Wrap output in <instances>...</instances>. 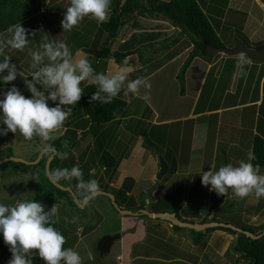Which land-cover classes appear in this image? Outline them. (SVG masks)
<instances>
[{"label": "crops", "instance_id": "obj_1", "mask_svg": "<svg viewBox=\"0 0 264 264\" xmlns=\"http://www.w3.org/2000/svg\"><path fill=\"white\" fill-rule=\"evenodd\" d=\"M48 1L34 0L36 11L25 20L12 25L0 34V37H2L0 42L6 41L12 35L9 29L14 28L17 24H20L32 34L24 50L4 49L5 54L11 55V62L15 63L18 70L25 75L32 70L29 49L38 47L45 32L49 35L50 40H64L71 48L73 46L76 47L74 53H89V51L87 52L88 47L85 51L82 50L83 43L74 45L68 40L67 35L72 33L73 30L75 32V27L71 32L62 30L61 20L70 0H57L51 4ZM196 1L200 4L205 14L207 9H211L209 8L210 4H214L224 10L220 12L222 16H217L216 21H213L214 24L212 21L210 22H212L217 35L227 42V47H232L237 42H243L247 46L254 48L264 46V43H261V41H264V0ZM41 3H44V5H41ZM240 10L245 12V21L247 23L238 25L239 29H232L236 25L237 20L236 18L233 20L231 16L227 18V16L234 14L236 15L235 17H239L237 11ZM137 16L141 20L143 30L140 34L130 32L127 37L128 43L124 46L130 48L138 47L151 41H158L169 36L170 34H167L169 30L173 29L172 31H175L176 28L179 29V27L173 26L168 18L166 19L163 15L145 17L136 14L134 17L129 18V22H134L135 19L133 18ZM159 21L164 22V24H157ZM123 26L124 24L120 26L114 37L108 36L106 32L101 33L96 39V44H102L101 37H103L104 43L110 46L112 51L113 49L126 51L125 48L127 47H123L120 50V46L126 40L121 38L124 30H126ZM83 30L84 26L80 25L76 31L83 32ZM233 31H236L237 38H240L239 40H234V42H232V35L230 36ZM85 33L88 36L87 31ZM91 39H94V36H91ZM118 40H120L119 43L117 42ZM239 55H226L222 52H217L207 61V69L203 74L200 88L188 115H168L167 113H173L176 108L174 107L173 111L170 112L172 107H167L168 103L166 102H160L159 109H157L151 101L153 95L150 96L148 102L141 98H132L129 102L123 92H121L118 96L126 100L127 111L126 115L120 119V129L125 130V133H128L129 136L125 141V146L122 145L123 151L116 157L118 160L114 171L117 172V176L114 181H109V184L120 187L125 177H132L131 188L126 191V194L127 196L138 194L137 200L142 194V187L147 185H150V187L145 188L144 191L158 190V199L169 193L163 189L165 181H162V179H165L164 175L160 179H156L160 163H156L154 159L153 168H150L148 174L146 173V166L143 165L141 159L143 156H139L144 150V140L137 129L131 132L127 127L130 126L127 124L131 122V119L135 118L137 120L136 127H138V124L142 125L143 122L145 127L142 130L148 131V134L150 132L153 140L161 139L160 141H164L165 144L170 140L173 141L171 145L164 147L166 150H170L166 153V156L170 159L169 162L166 160L168 170L170 165L172 167V162L175 159L179 157L184 159L181 168L174 169L172 167V173L169 174L171 177L175 175L174 177L176 178L172 189L180 191L175 199L180 208L191 200L192 211H194L195 205L203 200L205 205L202 206H206V211L207 209L209 211V207L215 203L212 210L220 214V209L226 205L233 212L239 210L241 223L252 226L264 224V198H256L254 195H250L243 199L236 198L237 203L233 202L234 198L232 200V197H234V194L231 190L225 195H217L215 191L209 190L207 186L201 184L200 175L198 174L201 167L202 170L206 171L213 163L218 169L223 164H236L239 160L246 159L247 153L252 152L255 135H260L264 138V60H262L264 55L258 59H252L244 54L248 58L249 63L244 65L243 71L238 67ZM88 57L93 62V67L97 72H110L121 64L113 58H108L104 63H101L102 59L91 58V53ZM129 64L133 67L137 64L134 67L135 71H133V74L138 73V70L144 66L137 58ZM129 78L131 79V77ZM16 79L21 80V87L24 93H27L28 90L25 87L24 80L31 79L30 74L27 77H21L18 74ZM88 84L85 81L82 83V87L84 88ZM2 85L8 86L5 83ZM168 85L169 83L162 86L159 84V87L168 90ZM179 86H181L180 82ZM21 87L17 88L21 90ZM152 89L153 87L151 86L150 90H148L149 94H152ZM162 93L163 95L166 94L163 91ZM169 93L170 91H168V95ZM139 100H141L140 105H133L135 101L138 102ZM131 107L132 111H130ZM183 109L185 107H178V111ZM160 116L164 119L159 120ZM88 122V115H84L74 120L70 127L76 131H82V129L84 130L87 127ZM130 135L135 140L132 144L129 142V139L132 138ZM150 155L155 158L159 157L156 156L155 151L153 153V150ZM260 168L261 172L264 173V165H260ZM142 170L143 172L141 173ZM140 182H144L143 185L139 184ZM145 200L148 203V200ZM125 205L126 203H121L119 206L124 207ZM212 213L210 212V215L207 216L210 218L213 215L217 219L220 217V215ZM223 213L229 215L228 209L223 211ZM205 214L206 212L202 215L199 209L200 217L199 215H181V217L185 218V221L188 220V222H201L200 219ZM116 220L118 226L115 231L120 233V238L116 239L118 247L115 252L114 264H200L202 260L201 254H207L205 260H208L209 264H235V262L236 264H249L248 257L242 252L235 251L232 247L237 237L236 233L233 234L220 229L209 231V233L205 234L208 237L207 242L202 250H198L199 254L195 252V248L199 244L194 243L190 231L191 228L188 226L175 230L169 221H165L167 224H160L157 222V218L140 217L133 214L122 215L120 212L116 214ZM207 221L209 222V220ZM156 225L159 227L164 225L163 227H165H162L163 236H160V238L155 236L157 234ZM115 231L107 233L112 234ZM179 231L184 234L179 235ZM170 245L173 247L177 245L188 247L177 254L163 255L166 252L164 248L170 247ZM175 250L179 252L177 248ZM228 251L230 252L228 253ZM89 256L91 257L90 254ZM6 262H8L7 258L1 264H6ZM101 264H108V262L104 261Z\"/></svg>", "mask_w": 264, "mask_h": 264}, {"label": "clouds", "instance_id": "obj_2", "mask_svg": "<svg viewBox=\"0 0 264 264\" xmlns=\"http://www.w3.org/2000/svg\"><path fill=\"white\" fill-rule=\"evenodd\" d=\"M112 2L70 0L61 20L62 30L71 32L85 17L94 19L98 24L107 22ZM9 31L12 35L0 42V84L14 81L18 74L21 77L30 74L31 79H25L24 84L31 95L22 94L15 84L0 93V124L3 125L0 126V136L10 131L24 140L39 138L44 142L40 153H52L50 142L71 115L72 107L80 100L84 92L82 83L85 81L95 85L90 101H98L101 105L111 103L121 92L129 102L132 98H141L146 102L150 100V81L143 77L130 79L135 69L127 59L110 72H97L87 54L74 53L66 41L50 40L46 32L38 47L29 49L32 70L25 75L11 62V55L5 54L4 49L24 50L32 34L20 24ZM248 63V58L240 54L238 67L241 71ZM49 101L54 102V106H50ZM68 155V151L57 153L60 160ZM255 160V153L250 151L246 159L236 164H223L217 169L213 163L206 171L201 167L198 173L201 184L217 195H225L231 190L240 199L250 195L264 198V173L259 164L253 163ZM44 174L52 183L75 180L82 204L92 201L99 194L98 181L85 180L79 165L45 169ZM45 209L44 203L32 198L14 204L0 201V237L11 252L7 264H33L34 255L39 256L44 264H83L76 250L64 247L66 237L55 227L59 206L53 204Z\"/></svg>", "mask_w": 264, "mask_h": 264}, {"label": "trees", "instance_id": "obj_3", "mask_svg": "<svg viewBox=\"0 0 264 264\" xmlns=\"http://www.w3.org/2000/svg\"><path fill=\"white\" fill-rule=\"evenodd\" d=\"M55 1L57 0H49L48 3L51 4ZM35 7L34 0H0V34L12 25L31 16L36 11ZM136 14L145 17L163 15L168 18L173 26L179 27V32L177 35L172 34L161 40L145 43L129 52L112 51L105 43L99 47H88L87 51H89L91 56L95 59L106 60L108 58H113L118 63H121L125 59H127L129 63L133 62L135 58H128V55L134 54L144 66L138 70V73L133 74L132 72L130 77L131 79L143 77L150 81L153 87L150 96L153 95L151 101L155 107L159 109L160 102H166L168 103L167 107H172L170 112L173 111L174 107L176 108L173 113H167L168 115H188L195 101V97L197 96L198 89L200 88L203 74L207 69V61L214 56V54L208 53L207 44L210 43L218 47H224L227 42L217 35L209 18L196 0H113L110 9V19L107 22L100 23V27L105 30L108 35L114 36L119 27L123 24V21ZM204 40H207V42L205 43ZM71 49L74 52L76 47L73 46ZM163 49H165V52L160 57L153 58L151 56L152 53L159 52ZM147 54L149 58H146ZM179 82L181 86H179ZM166 83H169L167 87L168 90L159 87V84L162 86ZM83 90L84 92L80 100L72 107L71 115L66 119L65 132L58 137L55 142L51 143L53 152L42 155L40 151H38V153L41 154L38 161H35V158L26 162L18 161L20 164L26 163L32 164L35 167L41 166V170L37 172V181L39 182V188L42 194H45L44 184H49V186L56 188L59 198L68 197L71 200V198L74 197V199L78 200V189L76 188L75 180L71 182L61 181L59 183H52L45 176V169H55L57 167L71 168L73 165H79L83 170L84 179L89 180L95 179V175L91 172L92 168L95 167L94 164L102 163L105 168H113V170L116 168L118 159L116 160L113 154L108 150V145H105L106 148L105 146H98V143L106 140L101 138V136L103 132L108 129V125L114 123L119 124L121 117L126 115L127 102L124 98L117 96L111 103L101 105L98 101H90V97L95 91V85L88 84ZM162 91L167 95H163ZM168 91H170L169 95ZM178 107H185V109L178 111ZM84 115H88L89 122L87 123V127L81 131L79 137L91 135L95 137V144H97V146H95L96 149L92 150L95 153L91 154L88 160L86 159L78 162L71 153V148L75 147L74 145L78 140V133L70 127V124ZM162 119L164 118L160 116L159 120ZM70 133H73V135L70 136ZM138 133L146 136L144 143L147 142L149 147L152 146L155 150H158V147L151 139L150 132L148 134V131L141 130V132ZM75 138H77V140ZM111 139L112 138L109 140ZM109 140L107 143L111 142H109ZM54 150H56V152ZM61 151H68L69 153L68 157L64 160H60L57 156V153ZM252 152L256 155V160L253 161V163L264 165V138L262 136L255 135ZM51 154L53 156L46 168V161ZM98 154L99 157H96ZM10 156H12V153L8 152L6 157ZM6 161L11 160L8 159ZM0 163L3 162L0 160ZM132 181L133 179L127 176L124 178L120 187L112 188L115 190L112 191L115 196V201L116 196L120 194L121 203H126L124 206L125 209L138 212L136 214L137 216L148 217L141 212V209L146 208L142 199L137 204H130L131 196H127L126 191L131 188ZM177 194H179V192L177 193V189H174L172 193L165 194L162 198L152 203V205L154 204L155 206H153L154 208L152 209H148V211H167L174 213V215L182 221L186 219L182 218L181 215L198 216L199 209L203 207L202 205H205L203 200L199 202V204H196L194 211H192L193 205L191 204V200L187 202L184 207L180 208L178 202L176 203L175 200ZM116 204L118 206L120 205L117 201ZM214 206L215 203L209 207V210L213 209ZM178 212H181V215H179ZM209 213L207 209L206 214L201 217L200 221H207V215H209ZM211 220L222 224L210 226L206 228L207 230L221 229L233 234L236 233L237 237L232 245L233 249L245 254L249 259V264H264V224L252 226L239 223L230 226L227 224V221H221L215 218V216H213ZM55 227L62 231L58 220ZM172 227L175 230H179L182 226L172 224ZM190 231L194 243H200L205 246L206 240L203 239V230L196 231L191 228ZM75 241L76 239L72 241V244H74ZM72 244H70V247ZM8 255H11V252L4 243L2 237H0V257ZM33 264H44V261L40 259L39 256L34 255Z\"/></svg>", "mask_w": 264, "mask_h": 264}, {"label": "rangeland", "instance_id": "obj_4", "mask_svg": "<svg viewBox=\"0 0 264 264\" xmlns=\"http://www.w3.org/2000/svg\"><path fill=\"white\" fill-rule=\"evenodd\" d=\"M41 5H44V3L43 4L41 3ZM209 8H211V9H207L206 16L208 18L210 17L209 20L212 22L216 21L217 16H219V15L222 16V13H220V12L224 11L220 7H216L214 4H210ZM209 12H212V13H209ZM237 13L239 14V17H235L236 15H234V14H229L227 16V18L229 16H231L233 20H234V18H236V20H237L236 25H234V27H232V29H234V28L239 29L238 25H244L246 22L245 21V17H246L245 12L240 10V11H237ZM129 18L130 17H128L127 20L123 21V24H124L123 27L126 30H124V33L122 35L121 34L120 35H121V38L123 40L124 39H126V40H125V42L122 43L123 45L120 46V50H122L123 47H127L124 45H127L126 43H128L127 37L130 35L129 34L130 32H133V34H140L143 30L141 27L142 26V23L140 22L141 20L138 19V16L133 18L135 20L132 23L129 22ZM157 24L161 25V24H164V22L159 21V23H157ZM213 24H214V22H213ZM80 25L84 26L83 32L76 31L77 27ZM78 26L75 27V32L73 30L72 33H69L67 35L68 40H70L74 45L79 44V43L80 44L83 43L84 49L82 48V50L85 51V49L87 47H91V46L99 47L104 43V39H103V37H101L103 43L100 45L96 44V39L98 38V36L101 33H104L105 30L101 29L100 24L98 25V23L94 19H91V18L87 19L85 17L79 23ZM85 27H87V28H85ZM172 30L173 29L169 30L167 32V34L177 35V33L179 32V29H177V28L175 29V31H172ZM85 31H87L88 36L85 35L86 34ZM235 32L236 31H233L230 34V36L232 35V37H233L232 42H234V40L240 39V38H237V35L235 34ZM116 33L114 34V36L116 35ZM91 36H94V39H91ZM114 36H112V37H114ZM1 38L2 37H0V39ZM119 41L120 40H118L117 42L119 43ZM105 42H106V40H105ZM261 43H264V41H261ZM109 48H111V47L109 46ZM135 48H137V46L131 47V48L127 47V48H125L126 51H124V52H127V51L129 52L131 50H134ZM127 49H131V50H127ZM121 52H123V51H121ZM164 52H165V49L160 50L159 52H156V53H152V57L158 58ZM87 55L90 56V52ZM91 58L95 59L93 56H91ZM128 58H137V57L134 54H130V55H128ZM146 58H149L148 54L146 55ZM262 58L261 59L264 60V56ZM104 62H105V60L101 61V63H104ZM135 66H137V64ZM11 84H15L19 88L22 86L21 80L15 79L14 81L6 82L5 85H8L7 87L0 84V93L7 91V89L9 88V85L11 86ZM21 90H22V94H24L25 96L31 95L29 91H28L29 93L28 92L24 93L22 87H21ZM140 103H141V100H139L138 102L135 101V104H133V105H136V104L140 105ZM49 105L54 106V102L49 101ZM130 111H132V107L130 108ZM122 119H124V118H122ZM136 121L137 120L135 118L131 119V122L128 121V122H130L129 124H127V125H130V126H127L129 131L131 130V132H132V130L137 129V131L141 132V130L144 129L145 126H144L143 122H142L143 126L138 124V127H136L137 126ZM65 123H66V121L64 122L63 127L57 133H55V139L53 141H51L50 143L55 142V140L65 132V129H66ZM120 123L119 124L114 123L112 125H108L109 130L107 129L106 131H104L102 136H101V138L106 139V140L98 143V146L108 145V150L111 152V154H113V156H115L116 160L118 159V158H116V157H118L117 155H119L123 151L122 145L125 146V141H126L127 137L129 136L128 133H125L126 132L125 130L120 129L121 128ZM0 126H3V125L0 124ZM77 133H78V140H77V138H75L77 140V142L74 145L75 147L71 148V151H72L71 153L74 155L76 160H78V162H80L82 160H86V159L88 160L91 157V154L95 153L92 150L96 149L95 146H97V144H95L96 143V141L94 139L95 137H93L91 135H87L85 137H79V135L81 134V130L77 131ZM69 135L72 136L73 133H70ZM130 136L132 138L129 139V142H131V144H132L135 140L133 139L132 135H130ZM141 136H142L143 140L146 139L145 138L146 136L144 134H141ZM110 138H112V139L109 140ZM151 139L153 140L152 137H151ZM108 140H109V142L110 141L111 142L107 143ZM160 140L161 139L153 140L154 144L158 147V150H155V148L152 146L149 147L147 142L143 143L144 150L141 154H139V156L140 157L143 156V157H141V159H142L143 165L146 166V173L147 174L150 171V168H153L155 160H156V163H160L159 157L155 158L153 155H150L152 150H153V153H154V151L156 152V156H162L165 161L166 160H167V162L170 161V159L166 156L167 155L166 153H168L170 150H166V148H164V147L166 145H171V143L173 141L170 140L169 142H166V144H165L164 141L161 142ZM43 143L44 142L42 140H40L39 138H34L32 140H24L22 136L16 135V134L9 131L7 135L0 136V160L5 158L6 155L8 154V152H11L13 156L24 157L27 160H31L34 158L36 159V157L39 155L38 151H39L40 147L43 145ZM96 157H99V154ZM183 160L184 159H181V157L175 159L172 162V167L174 169H180L182 164L184 163ZM94 166L95 167L92 168L91 172L95 175V179L98 181L100 189H103L105 191L106 190L111 191V192L115 191L112 189L115 186H112L109 184V181H114L116 176H117V172L114 171L115 169L112 170V168H105V167L103 168L102 163H97L96 165L94 164ZM159 167H160V164H159ZM172 167L170 165L169 170L164 174L165 179H162V181H165V183H163V189L169 193H172V191H173L172 187L174 186V181L176 179L174 177L175 175L172 177L169 175L170 173H172L171 172ZM40 170H41V166L35 167L32 164H26V163L20 164V163H18V161H13V162L12 161H6L3 163H0V201H2L4 203H8V204H14L17 201L25 199V198H27V199L32 198L34 200H38V201H41L42 203H44L46 205L45 210H47V208H50L53 204H57L59 206L58 222L60 224V227L62 228V231H61L62 234L66 237V243H65L64 247H70V244H72V241L74 239H76V241H75L76 244L75 243L72 244L71 247L81 255V257L83 259V264H101L104 261L108 262V264H114V257H115V252L117 251L118 241L115 240L114 243L111 245L110 250L107 253H104L103 255L100 254L96 250V244H97L98 239L103 234H105L107 232L115 231L117 226H118V222L116 220V214H119V212L114 207V205L111 203L109 197L105 194L99 193L95 199L84 204L83 206H80L76 202L74 197L71 198V200L68 197L59 198V195H58L56 188L49 186V184H44V193L45 194H42V192L39 188V182L37 181V172ZM112 171H114V172L111 174ZM158 171H159V168H158ZM142 172H143V170L141 171V173ZM144 173H145V171H144ZM143 176H144V174H143ZM143 183L144 182H140L139 184L143 185ZM148 187H150V185H147L146 187H142V194L143 195L141 194L139 196L138 200H137L138 194H136V195L132 194L130 204H137L142 199L143 202L145 203V207L147 209L154 208L153 206H155V205L154 204L152 205V203H154L158 200L157 193L159 195V192H158V190H154V191L145 190L144 191V189L148 188ZM144 192H146L148 196ZM178 192H180V191L177 190V193ZM33 193L35 195L32 196ZM120 197H121L120 194L117 195L116 201L121 204V198ZM233 198H234V200H233ZM236 198L237 197H235V196L232 197L233 202H236ZM145 199L148 200V203H146ZM78 201L80 203L79 196H78ZM227 209L229 211V215H226L225 213H223V211H225ZM220 210H221L220 214H218L217 211H213L212 209H210L209 212H213L212 214H214V215H216V214L220 215V217L218 219L221 221H222V219L228 220L227 224H231L234 226L235 224L241 223L239 210H235L233 212V211H231V208H227L226 205H224L222 207V209H220ZM200 211H201V209H200ZM178 213H179V215H181V212H178ZM212 217H213V215H212ZM212 217L210 216V218H209L207 216V220L212 221L211 220ZM165 221H168V220H166V218H162V219L157 218V222L160 224H167V222H165ZM212 222H214V221H212ZM156 227H157V229H156L157 234H155V236L160 238V236H163L162 232H163V228H165V227L162 228V227H159L158 225H156ZM76 229H77V231H76ZM152 232H153V229H152ZM185 232H187V231H185ZM113 233H117V232L115 231ZM203 233H204L203 239H205L207 242L208 237H206L205 234L209 233V230L204 229ZM178 234L181 235L184 233L179 231ZM188 234H190V233H188ZM192 239H193V237H192ZM198 244L199 245H197L195 248V252H198V250H202V248L204 247V245H202L200 243H198ZM187 247L188 246H180V245L173 247L170 245V247L164 248L166 252H164L163 255L168 256V255L177 254V253H180V251L187 249ZM176 248L179 250V252L177 250H175ZM229 252L230 251H228V253ZM198 253L200 254V252H198ZM89 254L91 255V257L89 256ZM201 256H202L201 257L202 260H201L200 264H209L208 260H205L206 259L205 257L207 256V254H201ZM5 258H7V260L9 261V259L11 258V255H8L7 257L0 258V264L5 260ZM6 264H7V262H6ZM235 264H236V262H235Z\"/></svg>", "mask_w": 264, "mask_h": 264}, {"label": "water", "instance_id": "obj_5", "mask_svg": "<svg viewBox=\"0 0 264 264\" xmlns=\"http://www.w3.org/2000/svg\"><path fill=\"white\" fill-rule=\"evenodd\" d=\"M204 42L206 43L207 40H204ZM207 51L210 54H215L217 52H222L226 55H237V54H246L248 57L252 58V59H258L261 56L264 55V46L262 47H249L246 44H244L243 42H237L234 46L232 47H218L215 46L213 44L208 43L207 44ZM56 152V150H54ZM41 154H39L37 156V158L35 159V161H38L40 159ZM52 154L48 157L47 161H46V168L48 166V163L50 161V159L52 158ZM10 159L11 161H21V162H26L29 161L27 159H25L24 157H16V156H10V157H5L3 159H1V162H4L6 160ZM160 159V168L159 171L156 175V179H160L168 170V164L167 162L164 160V158L162 156H159ZM99 193L105 194L107 195L110 200L111 203L114 205V207L117 209L118 212H120L122 215H126V214H134L136 215L138 212H133L129 209H125L124 207H120L116 204L115 201V196L112 192L109 191H104L102 189L99 190ZM76 200V199H75ZM76 202L80 205L83 206L84 204L79 203L78 200H76ZM141 212L143 214H146L148 217L150 218H166V220H168L169 222H171L172 224H176L179 226H188L196 231H201L204 230L210 226L213 225H218V224H222V223H218V222H187V221H182L179 218H177L174 213H170V212H152V211H148V209L144 208L141 209ZM206 212V206H203L201 208L200 213L203 215ZM230 226H232L231 224H228ZM120 238V233H105L103 234L97 241L96 244V250L100 253V254H104L107 253L110 250L111 245L113 244V242L116 239Z\"/></svg>", "mask_w": 264, "mask_h": 264}, {"label": "flooded vegetation", "instance_id": "obj_6", "mask_svg": "<svg viewBox=\"0 0 264 264\" xmlns=\"http://www.w3.org/2000/svg\"><path fill=\"white\" fill-rule=\"evenodd\" d=\"M188 222V221H187ZM206 222H208V221H206ZM114 243V242H113ZM103 255V254H102Z\"/></svg>", "mask_w": 264, "mask_h": 264}]
</instances>
